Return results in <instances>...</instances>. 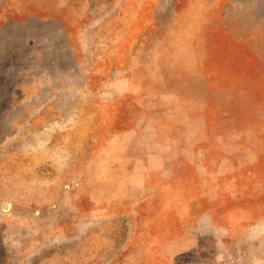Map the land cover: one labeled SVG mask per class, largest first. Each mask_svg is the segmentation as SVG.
I'll list each match as a JSON object with an SVG mask.
<instances>
[{
	"label": "rangeland",
	"instance_id": "1",
	"mask_svg": "<svg viewBox=\"0 0 264 264\" xmlns=\"http://www.w3.org/2000/svg\"><path fill=\"white\" fill-rule=\"evenodd\" d=\"M0 264H264V0H0Z\"/></svg>",
	"mask_w": 264,
	"mask_h": 264
}]
</instances>
